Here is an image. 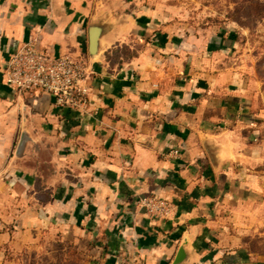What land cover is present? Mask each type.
<instances>
[{
	"label": "crops",
	"instance_id": "crops-1",
	"mask_svg": "<svg viewBox=\"0 0 264 264\" xmlns=\"http://www.w3.org/2000/svg\"><path fill=\"white\" fill-rule=\"evenodd\" d=\"M118 6L128 14L110 46L117 63L93 68L85 110L19 98L5 84L4 64L29 42L85 58L91 13ZM196 35L152 0H0V245L49 233L79 264H171L187 239L185 264H264L231 228L257 198L256 116L231 45ZM22 101L33 130L56 146L64 179L49 190L7 170ZM146 196L171 206L166 219L140 208Z\"/></svg>",
	"mask_w": 264,
	"mask_h": 264
},
{
	"label": "rangeland",
	"instance_id": "rangeland-1",
	"mask_svg": "<svg viewBox=\"0 0 264 264\" xmlns=\"http://www.w3.org/2000/svg\"><path fill=\"white\" fill-rule=\"evenodd\" d=\"M152 1L157 10L167 14L170 22L200 34L197 37L213 40L214 36L221 40L222 46L231 45L226 53L231 58L232 68L239 74L245 101L256 116L254 168L259 177L256 200L237 212L231 228L243 246L264 258V15L247 14L248 5L255 1L264 4V0ZM78 59L87 61L86 56ZM3 243L0 264H79L71 246L55 234L48 233L30 246L23 245L20 239L13 244Z\"/></svg>",
	"mask_w": 264,
	"mask_h": 264
},
{
	"label": "built area",
	"instance_id": "built-area-1",
	"mask_svg": "<svg viewBox=\"0 0 264 264\" xmlns=\"http://www.w3.org/2000/svg\"><path fill=\"white\" fill-rule=\"evenodd\" d=\"M93 68L74 56L39 51L34 42L18 47L3 67V79L17 97L47 95L59 108L85 110ZM177 155V151L172 152ZM167 158V157H166ZM138 205L147 215L166 219L171 206L152 196L142 197Z\"/></svg>",
	"mask_w": 264,
	"mask_h": 264
},
{
	"label": "water",
	"instance_id": "water-1",
	"mask_svg": "<svg viewBox=\"0 0 264 264\" xmlns=\"http://www.w3.org/2000/svg\"><path fill=\"white\" fill-rule=\"evenodd\" d=\"M127 14L120 6L111 12L93 10L86 26V59L90 66L112 68L116 65L117 52L110 46L112 39L125 26ZM55 153L56 146L45 143L31 127L28 107L22 101L18 135L7 170L21 169L33 182L49 190L52 183L64 179L62 168L55 163ZM187 258V239H183L171 264H185Z\"/></svg>",
	"mask_w": 264,
	"mask_h": 264
},
{
	"label": "trees",
	"instance_id": "trees-1",
	"mask_svg": "<svg viewBox=\"0 0 264 264\" xmlns=\"http://www.w3.org/2000/svg\"><path fill=\"white\" fill-rule=\"evenodd\" d=\"M247 14H250L252 16L264 15V4L255 1L254 3H252V5H248Z\"/></svg>",
	"mask_w": 264,
	"mask_h": 264
}]
</instances>
